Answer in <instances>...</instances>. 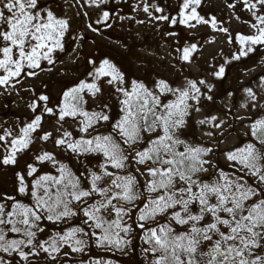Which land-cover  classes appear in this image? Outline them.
I'll use <instances>...</instances> for the list:
<instances>
[{
	"label": "snow or ice",
	"instance_id": "6c2138e0",
	"mask_svg": "<svg viewBox=\"0 0 264 264\" xmlns=\"http://www.w3.org/2000/svg\"><path fill=\"white\" fill-rule=\"evenodd\" d=\"M107 2L84 0L96 8ZM143 3L140 10L155 22L188 29L207 25L233 42L215 18L199 14L203 0H176L171 16H153L152 11L164 9ZM237 4L250 13L243 23L252 34L235 35L234 60L264 46V0L226 6L235 9ZM58 7L57 0H0V88H14L23 78L37 76V70H51L43 65L55 64L54 53L64 51L70 31ZM109 19V12L102 11L96 23ZM179 51V59L191 63L197 46ZM89 64V79L63 91L57 107L48 106L47 95L35 96L28 106L30 121L0 129V166L17 165L36 139L53 143L79 165L73 170L43 151L15 173V194H0V264H35L32 258L42 253L55 261L64 248L83 253L89 245L80 237L94 241L96 248L123 250L137 229L146 246L142 252L152 257L147 264H264V103L257 94L245 89L247 102L240 107L249 114L236 119L245 121L246 131L238 144L223 151L225 170L209 159L217 149L184 136L192 113L201 111V98L211 100L201 90L211 91L205 80L186 78L174 87L160 79L149 86L126 79L108 59ZM224 74L223 66L210 73L218 79ZM90 100L94 103L88 107ZM45 116L55 119L58 135H36ZM66 121L76 124L75 134L64 127ZM223 123L216 116L197 121L209 129L207 137ZM37 165L51 171L41 172ZM74 218L79 224L68 226ZM47 224L63 227L40 239Z\"/></svg>",
	"mask_w": 264,
	"mask_h": 264
},
{
	"label": "rangeland",
	"instance_id": "374dc122",
	"mask_svg": "<svg viewBox=\"0 0 264 264\" xmlns=\"http://www.w3.org/2000/svg\"><path fill=\"white\" fill-rule=\"evenodd\" d=\"M207 1L218 6V2L221 0ZM57 2L60 7L56 10H59L58 12L69 20L73 31L78 30L77 38L70 50L60 57L55 65L49 67L50 71L38 70L37 76L23 78L22 83L16 84L14 88H0V129H14L29 121L33 117V113L28 106L35 99V96L47 95L49 97L50 94L55 95L67 81L75 82L85 72L89 74L93 68L89 61L99 64L100 56L107 49L116 52L117 64L111 63L122 73L131 71L134 74H152L157 79L175 82L180 87L185 83L186 78L189 79L190 74H196L200 71H203L207 75V79L211 80L213 77L209 72H214L220 67L219 60H217L219 53H226L230 49L227 35L222 32H214L209 28L210 35L194 38L191 36L193 34L192 29L185 27L179 29L178 26L171 28L167 23L149 19L148 15L140 10L144 6L143 0H119V2L118 0H108L100 8L89 7L87 4L83 6L77 3V0H57ZM147 2L164 9V13H156L150 9L153 16L167 14L176 3L173 0H164L163 2L147 0ZM137 5L139 7H136ZM102 11H107L110 14L108 24L96 23L100 19ZM171 14L172 12H168V15L171 16ZM175 14L173 12V15ZM138 21H143V23H138ZM228 27L229 31L233 33L252 34V30L247 24L240 23L233 15ZM92 29H96V31ZM171 31H175L178 35H166ZM128 43L130 44L127 51L125 45L128 46ZM192 44H196L197 52L193 55L191 63H184L179 59L181 54L179 50ZM132 46L136 50H131ZM255 51L256 53L250 59L248 57L251 53L241 58V61L245 60L246 63L239 68L238 76L234 78L233 85L229 87L225 83L224 96L214 106L201 109L200 112L195 113L197 121L206 116H216L224 122L222 128L211 129L214 134L213 137L205 136L204 132L209 129L199 126L198 134L202 141L217 149L211 154L212 161L219 160L226 163L222 155L223 151L236 145L246 131L243 127L245 121L236 119L249 114L240 107L241 103L247 102L245 89L251 88L260 98L259 102L264 103V47L256 46ZM222 79L217 78L216 80ZM224 82L221 81L220 84ZM234 99L235 104L233 105ZM48 106L55 108L53 102H49ZM230 108L233 109L231 112ZM64 127L74 132L76 124L72 121H66ZM43 132H52L54 136L58 135L53 117H44L42 130L36 135H42ZM221 139L224 140L223 144L218 143ZM43 151L55 154L57 159H61L69 165L75 163V160H69L61 150L55 148L53 143L36 139L32 147L19 157L17 165L0 166V188L4 187L6 190H11L15 185V173L24 170L27 163H35L34 155ZM37 166L41 172L51 171L45 165ZM0 194H2L1 189ZM58 227H62V225H55L54 229L46 228V231L40 234V239H46L55 234ZM87 252L88 249L86 248L83 253H73L70 249L64 248L55 261L49 260L43 253L32 259L35 264H70L73 258H80L87 255ZM64 253L67 255L65 256ZM121 260L123 259L121 258ZM96 262V260L88 259L84 264H96Z\"/></svg>",
	"mask_w": 264,
	"mask_h": 264
},
{
	"label": "trees",
	"instance_id": "16d2710c",
	"mask_svg": "<svg viewBox=\"0 0 264 264\" xmlns=\"http://www.w3.org/2000/svg\"><path fill=\"white\" fill-rule=\"evenodd\" d=\"M157 1H164V0H157ZM176 1V0H173ZM228 2H236V0H221L219 1V5H213V3H211L210 1L207 0H203V3L201 5V7L199 9H197V11L199 12V14L201 16H203L205 19H209V18H215L218 23L224 27L228 29V33L231 34L232 38H233V42L228 44L230 45V49L226 52H220L219 56L217 58V60H219V65L223 66L225 68V74L222 80L217 81L213 75L211 78V80H208L207 75H205V73L203 71H200L199 73L196 74H190L189 75V79L192 80H199V79H203L206 81V83L211 87V91L208 92L207 89L203 88V86H201V90L202 92H205L208 96H211V100L206 99V98H201V101L199 103V107L200 109H207L211 106H214V104L219 101L224 95V90L226 89V85L225 83L228 84V86L230 87L231 85L234 84V78L238 76V70L240 67L244 66L246 61L245 60H234L232 59V56L234 54V52H237L238 50V42L235 41V35L238 33H233L229 31V27L230 26V19L231 16L233 15L234 17H239V21L240 23H243V21H247L251 19V15L250 13H248L245 9H243V7L239 4H237V7L235 9H229L226 4ZM81 5L84 6V0H80ZM104 5V4H103ZM56 10V9H55ZM59 11V10H58ZM57 12L58 15H61L59 12ZM177 11V3H175L168 12H172L171 15H173V12L176 13ZM167 12V14H168ZM62 16V15H61ZM245 24V23H243ZM179 29H182L183 26L181 25H177ZM176 27V26H175ZM197 28H203V29H197ZM196 29H192V37L194 38H198L199 37H204V36H208L210 35L211 31H209V28L207 25H200L198 26ZM77 34H78V30L77 31H73L70 25V31L66 34L65 38H64V51L63 52H56L54 53V59L57 62V60L64 56L69 50L70 48L73 46L75 39L77 38ZM227 41L229 40V36L227 35ZM122 40V38H121ZM129 44L128 46L127 44L125 45V50H129ZM264 47V46H262ZM105 48H107L105 46ZM131 50H136L133 46L131 47ZM126 51V53H128ZM256 53V51H252L251 54L249 55V59L251 58V56ZM117 56L116 52H113L110 49H107L105 52H103V54L100 56V60H104V59H108L110 62H113L114 64H117V61L115 59V57ZM55 62V64H56ZM54 64V65H55ZM45 68H49L52 67L53 65H47L46 63L43 65ZM38 71V70H37ZM212 72H209V74ZM126 77V79L128 80H137V81H141L144 82L146 85L152 86L154 85L155 81L160 80L161 78L157 79L155 75L152 74H134L133 72L129 71H125L123 73ZM89 76L88 74L85 72L80 78H78L75 82L74 81H67L64 86L59 89L57 91V93L55 95H49V102H53V104L55 105V107H57L59 105L60 102V98L61 95L63 93V91L67 90L68 88H71L73 86H76L81 80H88ZM165 80V79H163ZM167 81V80H165ZM221 81H225L224 83L220 84ZM169 82L172 86L174 87H180L177 83L172 82V81H167ZM107 91H109L108 89L105 90V92L107 93ZM94 102H92L91 100L89 101V105L88 107H91L92 104ZM232 104H235V99L233 100ZM233 109L230 108V112ZM115 113V110L113 111V114ZM195 111L192 113L191 117L189 118V126L186 129L184 136L191 140L194 143H202L205 146H208L205 142L202 141V139L200 138L199 134H198V130H199V126L197 125V120L195 119ZM32 119V118H31ZM30 119V120H31ZM29 120V121H30ZM24 123L20 124V126H23ZM240 142V139L238 140V142L236 144H238ZM33 145V144H32ZM31 145V147H32ZM30 147V148H31ZM27 152V151H26ZM25 152V153H26ZM209 159L211 160V154L209 156ZM213 163H215L219 168H223L225 170H227V163H223L219 160H215L213 161ZM70 167L73 168V170H77L79 168V165L76 163H72L71 165H69ZM91 166V165H89ZM141 183H143V180H141ZM2 191V194H15L14 193V186L12 187L11 190H6L4 187L0 188ZM129 223H131V221H129ZM68 226H73V225H78L79 224V219L78 218H74L71 221L67 222ZM46 228H51L54 229L55 225H51V224H47V225H42ZM63 227V225H62ZM82 239H85L88 243V247H86V249H88L87 255L81 256L80 258H73L70 261V264H81V262H83V264L85 262H87L88 259L91 260H96L99 261L100 264H147L148 260H151L152 257L151 256H146L143 252H142V248L146 247L145 245L142 244V241L140 240V231L139 229H137L134 233H132L128 239H130L132 241V243L130 245H128L127 247H124L123 250H116V249H109V248H96L94 246V241H92L91 239H89L88 237H80ZM121 258L123 260H121Z\"/></svg>",
	"mask_w": 264,
	"mask_h": 264
}]
</instances>
